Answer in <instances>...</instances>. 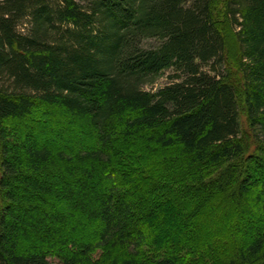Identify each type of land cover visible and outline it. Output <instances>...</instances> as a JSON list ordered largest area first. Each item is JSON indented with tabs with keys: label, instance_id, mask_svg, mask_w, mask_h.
I'll list each match as a JSON object with an SVG mask.
<instances>
[{
	"label": "trees",
	"instance_id": "trees-1",
	"mask_svg": "<svg viewBox=\"0 0 264 264\" xmlns=\"http://www.w3.org/2000/svg\"><path fill=\"white\" fill-rule=\"evenodd\" d=\"M0 264H264V0H0Z\"/></svg>",
	"mask_w": 264,
	"mask_h": 264
},
{
	"label": "rangeland",
	"instance_id": "rangeland-1",
	"mask_svg": "<svg viewBox=\"0 0 264 264\" xmlns=\"http://www.w3.org/2000/svg\"><path fill=\"white\" fill-rule=\"evenodd\" d=\"M156 45H157V43L155 41H148L145 43V47L156 46ZM235 72H236L235 70L232 71L233 77L235 76L234 75ZM171 75H172L171 73L164 74L161 78H159L157 83H155L153 86H147V90L153 89V91H156V90L168 85L171 82V80H170ZM54 261H56V260H54ZM56 263H58V261H56Z\"/></svg>",
	"mask_w": 264,
	"mask_h": 264
}]
</instances>
